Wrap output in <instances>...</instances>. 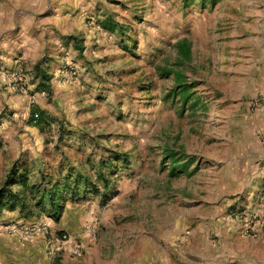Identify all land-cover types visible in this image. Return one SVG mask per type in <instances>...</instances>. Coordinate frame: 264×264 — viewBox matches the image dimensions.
Instances as JSON below:
<instances>
[{"label": "rangeland", "instance_id": "rangeland-1", "mask_svg": "<svg viewBox=\"0 0 264 264\" xmlns=\"http://www.w3.org/2000/svg\"><path fill=\"white\" fill-rule=\"evenodd\" d=\"M0 22L39 45L0 97L10 236L54 264H264V0H0Z\"/></svg>", "mask_w": 264, "mask_h": 264}, {"label": "crops", "instance_id": "crops-1", "mask_svg": "<svg viewBox=\"0 0 264 264\" xmlns=\"http://www.w3.org/2000/svg\"><path fill=\"white\" fill-rule=\"evenodd\" d=\"M28 33L29 30H0V97L3 94V74L14 69L21 59L26 67L38 59L39 45ZM49 243V239L40 236L18 239L0 234V264H54V250Z\"/></svg>", "mask_w": 264, "mask_h": 264}, {"label": "trees", "instance_id": "trees-1", "mask_svg": "<svg viewBox=\"0 0 264 264\" xmlns=\"http://www.w3.org/2000/svg\"><path fill=\"white\" fill-rule=\"evenodd\" d=\"M176 48H177V53L178 55L180 54V56H182L183 60H189L190 56H191V51H190V45L187 43L186 40L180 41L176 44ZM170 73H172L174 80L176 81V83H181L184 79L183 74L179 71H174L172 70V72H167L165 73V75H170ZM179 93L178 95L181 96V99L183 101V104L188 103L189 101H191L192 96L189 93V88L190 86H188L186 83H182L179 84ZM194 102L198 101V99H194ZM193 106V105H191ZM32 123L33 124H38L41 122V118L38 117V119L34 121L33 115H32ZM168 159H170V164H171V175L174 176L175 173H183L187 171V167H189V165H191V160H189L188 162L184 163V164H178V161L176 160L175 156L168 153L167 154ZM16 170H12L10 172V174H8L7 180L8 182L12 181L11 183H13V185H17V186H21V185H25L24 183L26 182V176L25 177H20V178H16L17 176ZM18 179V180H17ZM20 183L16 182L19 181ZM8 182H5L4 187L0 188V214L3 210L8 209V210H14L16 208V202H18V206L20 204V208L24 209V199H19L18 197L21 195V192H18L17 194H11V186L8 187ZM12 185V186H13ZM10 188V189H9ZM45 197V198H44ZM42 199L43 201H46V203L49 205V208L51 210V212L53 214H55L58 211V206L55 203V199L54 196L52 195V191H46L43 195H42ZM40 203V202H39ZM42 203V200H41ZM43 205V204H42ZM56 217V215L54 216ZM57 218V217H56Z\"/></svg>", "mask_w": 264, "mask_h": 264}, {"label": "built area", "instance_id": "built-area-1", "mask_svg": "<svg viewBox=\"0 0 264 264\" xmlns=\"http://www.w3.org/2000/svg\"><path fill=\"white\" fill-rule=\"evenodd\" d=\"M3 76L6 77V82L8 83V85L12 88V89H17L19 86H21V82H22V77L20 75V73L18 71H13L11 73L9 72H5L3 74ZM4 77V78H5ZM34 121L35 122L38 119V115L34 114L33 116ZM40 230H36V229H31L30 230V234L33 233H38ZM17 232V230L15 229V227L13 226H3L0 228V234H5L7 236L10 235H14ZM19 232V231H18ZM42 235H46L47 234V230H42L41 231ZM59 245L64 249V250H68L69 253L71 255H73L74 257H80L81 251H80V247L74 242H72L71 238L67 235V234H62L61 238H60V242Z\"/></svg>", "mask_w": 264, "mask_h": 264}]
</instances>
